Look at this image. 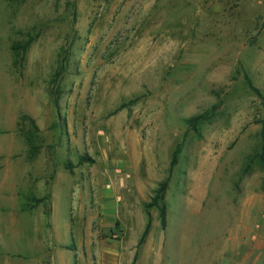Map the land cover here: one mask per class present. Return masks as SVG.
<instances>
[{"label": "rangeland", "instance_id": "obj_1", "mask_svg": "<svg viewBox=\"0 0 264 264\" xmlns=\"http://www.w3.org/2000/svg\"><path fill=\"white\" fill-rule=\"evenodd\" d=\"M245 74L264 95V0H0V204L18 199L0 214V254L226 262L244 206L252 227L264 215V170L249 169L264 104ZM166 180L163 229L146 205Z\"/></svg>", "mask_w": 264, "mask_h": 264}, {"label": "trees", "instance_id": "obj_2", "mask_svg": "<svg viewBox=\"0 0 264 264\" xmlns=\"http://www.w3.org/2000/svg\"><path fill=\"white\" fill-rule=\"evenodd\" d=\"M37 32L34 33H29L27 35V39L20 41V42H16L12 45V51L14 52V54L16 55H20L21 53H26L30 46L32 45V43L35 41V39L37 38ZM245 82L247 84V86L249 87V89L254 92L258 97H260L263 100V104H264V95L263 93L254 86L252 79L249 77V75L245 74L244 76ZM134 102H136V100L131 101V103L133 104ZM126 108V104H122L120 106L119 109H124ZM210 119L209 116H207V114H201V115H197L194 116L192 118H189L186 123L188 124V127L190 130H193L195 132H198V127L203 124L204 122L208 121ZM182 151V144H179L173 154L171 163H170V173L173 171V168L176 167L178 165L179 162V157ZM92 160H90V158L87 157H82L80 159L79 164L82 165L85 162H91ZM258 164L261 166V168L264 170V121H263V129L261 132V146L260 149L250 158V166L249 169H252V164ZM74 166L69 163L68 165H66V169L71 170L73 169ZM168 182L169 180H166L164 182H162L160 184V186L158 187V189H156L154 196L152 198V202L146 205V209H150L153 207L158 208L159 210V215H160V222H161V226L163 229L167 228V218H168V207L167 204L165 203V196H166V191L168 188ZM38 204H41L45 201H51V195H49L48 197H43V198H39L35 200ZM151 229V221L149 220L145 231L143 233V236L140 240V244H142L147 235L149 234V231ZM70 249V248H68ZM137 258V255L135 256V260L133 262V264L135 263Z\"/></svg>", "mask_w": 264, "mask_h": 264}, {"label": "crops", "instance_id": "obj_3", "mask_svg": "<svg viewBox=\"0 0 264 264\" xmlns=\"http://www.w3.org/2000/svg\"><path fill=\"white\" fill-rule=\"evenodd\" d=\"M3 192V191H2ZM2 199L4 198L5 202L3 204H0V214L1 212H8L9 209L15 208L17 205L18 199L14 198L13 196L7 197V193L3 192V195L1 196ZM17 200V201H16ZM16 204V205H15ZM11 205V206H10ZM242 222L240 227L237 231H235L230 237V247H231V255L230 259H228L223 264H257L256 263V257H255V249L261 250L263 245H255L254 240L260 236L261 232L264 230V218L262 217V221L258 222L257 224L261 225L260 229L256 228V223L252 227L253 223V216L246 211V206H244V210L242 212ZM45 219L46 215L44 214ZM53 217V213L51 215V220ZM262 223V224H261ZM10 234H8V237ZM255 236V238H254ZM11 254L8 251H2V254H0V264H40V261H35L33 259L28 260L29 262L25 263L22 261H14L11 258ZM13 258L16 257V255L12 256ZM21 257V256H19ZM261 263V262H260ZM54 264H57V262H54Z\"/></svg>", "mask_w": 264, "mask_h": 264}, {"label": "built area", "instance_id": "obj_4", "mask_svg": "<svg viewBox=\"0 0 264 264\" xmlns=\"http://www.w3.org/2000/svg\"><path fill=\"white\" fill-rule=\"evenodd\" d=\"M263 218H264V215H263ZM256 228H257V229H260V228H261V225H260V224H257V225H256ZM254 238H255V236H254Z\"/></svg>", "mask_w": 264, "mask_h": 264}]
</instances>
